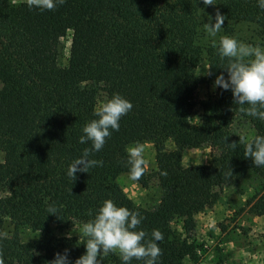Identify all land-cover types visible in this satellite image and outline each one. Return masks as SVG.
I'll list each match as a JSON object with an SVG mask.
<instances>
[{"label":"trees","instance_id":"16d2710c","mask_svg":"<svg viewBox=\"0 0 264 264\" xmlns=\"http://www.w3.org/2000/svg\"><path fill=\"white\" fill-rule=\"evenodd\" d=\"M214 1L232 19L264 24L257 0ZM209 6L202 0H65L52 10H38L28 2L0 0V264H47L64 249L75 260L85 251V238L55 230L86 222L105 199L138 211L143 217L138 227L148 238L153 228L160 230L158 264H197L202 246L188 237L194 216L212 207L218 190L231 182L248 175L258 180L248 212L264 217V167L244 157L243 143L230 131L242 119L253 137L264 135V120L240 112L230 90L216 87L214 95L195 100L197 87L213 83L227 62L213 45L196 43L198 12ZM68 32L70 49L61 67L57 47ZM203 61L212 66V75L199 78ZM113 93L132 108L103 148L91 154L103 166L73 180L67 165L91 147L79 143L81 129L94 118V106ZM196 107L198 121L192 123ZM160 138L175 150L156 154L161 196L145 209L125 195L117 179L128 175L127 145ZM204 145L210 148L207 164L178 163V150ZM134 181L148 184L145 172ZM50 204L57 206V216L48 213ZM7 220L13 230L3 234ZM175 221L182 232L172 226ZM21 229L38 237L22 241ZM102 264L121 261L110 252Z\"/></svg>","mask_w":264,"mask_h":264},{"label":"clouds","instance_id":"9594fccd","mask_svg":"<svg viewBox=\"0 0 264 264\" xmlns=\"http://www.w3.org/2000/svg\"><path fill=\"white\" fill-rule=\"evenodd\" d=\"M29 8L38 10H52L61 5L65 0H27ZM205 6L215 5L213 0H202ZM257 6L264 10V0H257ZM225 17L216 11L214 22L209 17L204 28L209 36L215 37L222 29ZM222 63L223 71L215 76L213 89L230 90L233 104L239 106V111L259 120H264V46L253 45L237 40L233 36L222 35L219 41H212ZM211 65L205 68L207 75H212ZM226 74V75H225ZM247 105V107H245ZM132 108L131 102L119 93H113L105 97L94 106L93 119L85 122L79 136V143H91L90 148H84L78 158L73 159L67 165L66 175L75 180L77 173H88L89 169L103 166V161L91 158V154L100 151L106 138L113 131L120 128V119ZM244 145V157L250 158L253 165L264 167V135H255L251 140L245 141L239 137ZM232 148L236 143H230ZM126 165L128 176L132 180H138L144 172L146 160L144 159V145L134 142L126 146ZM166 175V172H162ZM49 214L57 216V206L50 204L47 208ZM86 222L73 224L76 233L85 239L82 242L85 251L75 260H70L69 250L54 253V258L47 264H102L103 257L110 252L118 254L121 264H132L133 259L142 264H158L161 250L158 241L163 239L159 229L153 228L151 238L138 226L143 217L135 210L117 205L111 199H105L100 203L94 213ZM70 238L71 232L67 234Z\"/></svg>","mask_w":264,"mask_h":264},{"label":"rangeland","instance_id":"374dc122","mask_svg":"<svg viewBox=\"0 0 264 264\" xmlns=\"http://www.w3.org/2000/svg\"><path fill=\"white\" fill-rule=\"evenodd\" d=\"M13 3L27 2V0H11ZM215 4V1L213 0ZM225 17L222 29L215 37L209 36L204 28V23H208L209 17L213 18L216 11ZM229 35L239 41L259 44L264 46V24L258 21L237 20L228 17L217 7V4L210 5L209 8L201 9L198 12L196 43L201 46L213 45L212 41H219L220 36ZM71 33L59 40L57 51V63L64 67L67 64L70 49ZM206 62H201L197 67L196 74L199 78L206 77ZM213 83L200 84L195 92V100L199 101L207 96L214 95ZM199 109L196 107L191 114L192 123L198 121ZM232 135L239 140L244 137L245 141L253 138L254 131L248 122L237 119L230 128ZM144 159L146 166L145 176L148 180L146 187L130 179L128 175L121 174L117 182L125 195L137 206L145 209H152L157 205L161 190L158 185L155 172V156L161 151L175 150L174 144L164 138L155 142H145ZM210 148L201 146L194 149L178 150V163L182 167L193 165H204L209 161ZM3 161V153L0 151V162ZM259 182L248 175L238 182H231L218 190L219 197L212 207L194 216L195 228L188 234L190 240L201 245L198 249L197 264H264V217L255 216L248 212L247 201L251 198ZM178 232H182L181 224L178 221L172 223ZM13 230L9 221H5L2 227L3 234H9ZM74 226L56 229L55 234L70 237H81L75 232ZM22 241H30L38 237V234L28 229L20 230ZM187 264H191L186 262Z\"/></svg>","mask_w":264,"mask_h":264}]
</instances>
